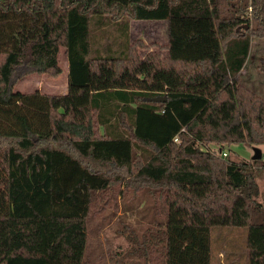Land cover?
I'll list each match as a JSON object with an SVG mask.
<instances>
[{
    "label": "trees",
    "instance_id": "1",
    "mask_svg": "<svg viewBox=\"0 0 264 264\" xmlns=\"http://www.w3.org/2000/svg\"><path fill=\"white\" fill-rule=\"evenodd\" d=\"M130 19L166 20L165 54L140 57ZM120 23L118 50L93 48ZM254 35L264 0H0V264H87L91 220L136 215V264H211L214 226L245 228V264H264V161L208 149L264 145V97L238 78ZM59 46L65 93L13 89L59 75Z\"/></svg>",
    "mask_w": 264,
    "mask_h": 264
},
{
    "label": "rangeland",
    "instance_id": "2",
    "mask_svg": "<svg viewBox=\"0 0 264 264\" xmlns=\"http://www.w3.org/2000/svg\"><path fill=\"white\" fill-rule=\"evenodd\" d=\"M125 21L126 19H123L122 22ZM128 21V39L130 41L139 39L143 43V46L138 48V55L140 57H143L149 51L165 54V49L162 45L167 40L166 20L130 19ZM116 28V25L108 24L103 30L99 29L98 31L92 32L94 38L93 48H96L101 53H106L107 46L110 45L112 51L118 50L124 41V38L119 36V34H123V23H120L119 29ZM57 60L62 70L59 75L52 76L47 73H31L17 79L13 89L25 93H30L35 90L47 94L65 93L67 87V59L63 46L58 47ZM238 78L244 86L264 97V36L254 35L251 37L248 57ZM44 144L43 142H38L37 147ZM256 147L261 153H264V145L231 144L230 146H224L222 150L227 152L225 158L240 162L241 160H252L254 148ZM219 148L220 146L213 143H210L208 146V149L213 151L217 156H220L218 153ZM261 160L264 161V159ZM254 169L259 192L263 194L264 168L254 166ZM258 199H262L261 195L258 196ZM143 202H145L147 209L152 210L150 199L142 196ZM133 203L137 204L138 199L133 200ZM151 214L153 218L157 216L156 214L154 215L153 210ZM159 218H161V215L158 214L155 219ZM149 219L150 216L146 218L145 215L143 217L136 215V217L130 216L125 218L121 223L116 217H113L103 224L98 233L91 232V223L94 224L96 219L91 220L90 224H88V239L85 251L87 264H136L137 258L126 254L129 249L126 236L129 231H133L140 237L145 230L151 227ZM152 228L154 229V224ZM245 236L246 230L242 227H211V264H245L246 257L243 255Z\"/></svg>",
    "mask_w": 264,
    "mask_h": 264
},
{
    "label": "water",
    "instance_id": "3",
    "mask_svg": "<svg viewBox=\"0 0 264 264\" xmlns=\"http://www.w3.org/2000/svg\"><path fill=\"white\" fill-rule=\"evenodd\" d=\"M245 28H247V25H245ZM240 28H236V31H238ZM150 101H154V102H160V101H165L166 97L165 96H156V97H151L149 98ZM261 157V152L259 151V149L256 147L254 148V154L252 156V160L255 159H259Z\"/></svg>",
    "mask_w": 264,
    "mask_h": 264
},
{
    "label": "built area",
    "instance_id": "4",
    "mask_svg": "<svg viewBox=\"0 0 264 264\" xmlns=\"http://www.w3.org/2000/svg\"><path fill=\"white\" fill-rule=\"evenodd\" d=\"M176 140V139H175ZM218 153H219V155L222 157V158H225L226 156H227V152L226 151H224V150H219L218 151ZM261 159H264V153H261V157H260Z\"/></svg>",
    "mask_w": 264,
    "mask_h": 264
},
{
    "label": "crops",
    "instance_id": "5",
    "mask_svg": "<svg viewBox=\"0 0 264 264\" xmlns=\"http://www.w3.org/2000/svg\"><path fill=\"white\" fill-rule=\"evenodd\" d=\"M247 60V59H246ZM245 63H246V61H245ZM245 63H244V65H245ZM244 68V66L242 67V69ZM242 69H241V71H242Z\"/></svg>",
    "mask_w": 264,
    "mask_h": 264
}]
</instances>
